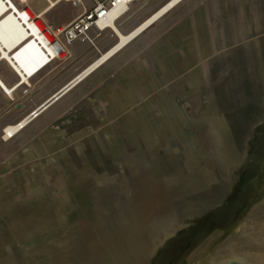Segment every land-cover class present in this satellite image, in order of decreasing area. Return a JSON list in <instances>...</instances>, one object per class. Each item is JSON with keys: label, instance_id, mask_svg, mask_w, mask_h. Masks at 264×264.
Listing matches in <instances>:
<instances>
[{"label": "rangeland", "instance_id": "374dc122", "mask_svg": "<svg viewBox=\"0 0 264 264\" xmlns=\"http://www.w3.org/2000/svg\"><path fill=\"white\" fill-rule=\"evenodd\" d=\"M21 6L45 12L57 25L82 12L68 2L49 10L48 0ZM100 35L47 68L43 99L83 69L72 66L90 47L104 52L117 41L111 29ZM3 67V82H18L5 61ZM1 90L0 264H211L222 250H247L234 244L248 239L242 224L252 213L264 219V157L251 164L264 118V0H183L12 139L4 128L22 111ZM167 98L176 101L174 112ZM158 101L173 115L177 133L172 149L152 133L168 168L161 183L150 180L132 141L123 145L133 164L115 157L108 165L101 152L105 133L127 134L128 120L154 159L138 123L144 104ZM207 144L225 167L205 171L212 159ZM83 155L98 174L111 171L92 200L91 217L65 181L66 170L79 184L93 178ZM243 168L247 176L236 191ZM40 189L53 198L45 202L57 217L52 227L31 232L30 223L44 219L34 213Z\"/></svg>", "mask_w": 264, "mask_h": 264}, {"label": "bare ground", "instance_id": "6f19581e", "mask_svg": "<svg viewBox=\"0 0 264 264\" xmlns=\"http://www.w3.org/2000/svg\"><path fill=\"white\" fill-rule=\"evenodd\" d=\"M182 1L183 0H168L144 22L129 33H123L115 22V19L124 9L116 8L109 12L104 23L108 24L110 29L117 35L116 43L104 52H101L97 47L94 48V55L96 58L85 68L77 72L60 89L45 99L43 103L65 88L64 91L66 90V92L63 96L58 98L57 101H59L89 76L95 73L99 68L107 64L113 57L130 45L138 36L148 30L157 21L167 15ZM29 2L30 0H0V62L5 61L20 78L13 86L6 85L1 77L0 83L2 84L1 86L3 90L12 94L14 93L13 90L16 91L21 84L30 83L33 85L30 78L52 60L42 46V44L45 45V41L37 36L35 29H32V31L28 30L22 19H20V17H22L24 22L26 21L22 16L21 5L23 3L28 4ZM50 9L51 8H49V10ZM94 36L97 37V34ZM37 38H39L41 42L37 41ZM228 70L229 69H226L224 71V76L229 74ZM203 72L206 76L207 72L205 68H203ZM42 104H40V106ZM155 105L159 106L160 113L154 112ZM40 106L36 108L37 117L41 116L52 105L44 111H42ZM166 107L169 108L171 112H174L178 105L174 99L167 98ZM35 119L26 115L20 118L17 122L6 125L4 128L5 139L16 137L21 131L28 128ZM261 120L262 119H259V122ZM139 124L143 126L144 135L149 139V142L156 152V157L154 159H150L147 156L146 151L140 145V135L137 133L136 128L128 123V120L127 127L129 131L127 134L123 131H120L119 133H105L106 145L102 147L101 152L106 158H109V160L108 158L106 159L108 165H110V162L115 157H119L122 162L126 160L130 164H133L132 158L128 155L123 145L126 140L132 141L137 147L144 169L150 180L155 183H161L167 177L168 168L163 156L157 151L153 143L152 133L161 137L166 146L169 149H172L175 140L177 139L174 117L172 114L166 113V109L160 101L154 104L147 103L144 104L143 113L141 114L138 125ZM204 149L205 153L212 155V159L206 164V172H211L213 164L217 167L226 166L224 158L220 156L215 146L207 144ZM78 153L80 154L81 152L78 151ZM67 154L69 153L66 152L63 155ZM63 155L61 154L60 156ZM81 159L82 161L84 160L83 162L93 171V178L84 184H79L71 178V175H69V172L66 170L65 181L68 184L70 194L78 199L83 210L91 217L92 200L97 195L98 191L101 190L100 187L104 186L103 184H105L107 180H110L111 171L98 174L92 169V166L84 155L81 156ZM68 160H70V158H68ZM104 188H107V190L111 189L110 186ZM46 197L47 195L43 189L38 190V202L36 203L34 213L44 219L39 224L30 223L29 227L31 232H36L38 229L40 231V229L43 230L44 228L52 227L53 222L57 217L56 210L49 208V205L45 202ZM47 198L48 201H52L53 199L51 196H48ZM255 215L257 214L252 213L249 218L244 221L241 227L242 235L248 239L246 241L244 240L234 243L236 245H247V250L245 252L222 250L215 255L211 264H229L230 262H236L237 264H264V219L258 220L255 218ZM76 217L77 213H73L72 218ZM187 218L193 219L194 215L191 214Z\"/></svg>", "mask_w": 264, "mask_h": 264}, {"label": "built area", "instance_id": "2783aa9c", "mask_svg": "<svg viewBox=\"0 0 264 264\" xmlns=\"http://www.w3.org/2000/svg\"><path fill=\"white\" fill-rule=\"evenodd\" d=\"M94 5L88 7L84 0H48L49 8H53L59 2H68L73 6L82 7V12L72 21L66 24H55L48 19L45 12L36 13L30 6L21 7L23 23L27 29L32 31L35 29L37 36L45 41L42 46L46 53L50 55L52 62H57L66 59L72 55L75 47L93 43L94 35H100L110 26L104 23V20L109 12L116 8L124 9L115 21L124 15L130 8L133 0H92ZM19 16V15H18ZM37 41L41 42L39 38ZM48 65V64H46ZM45 67V66H44ZM43 67V68H44ZM22 82V81H20ZM33 85L30 83L24 84L22 88H18L14 93H9L4 90L9 100L14 104L16 110H23L26 106V101L32 96ZM36 109L28 114V117L37 118Z\"/></svg>", "mask_w": 264, "mask_h": 264}, {"label": "crops", "instance_id": "0c3cea01", "mask_svg": "<svg viewBox=\"0 0 264 264\" xmlns=\"http://www.w3.org/2000/svg\"><path fill=\"white\" fill-rule=\"evenodd\" d=\"M161 1L162 0H133L130 4L129 10L124 15H122L120 18H118L115 22L117 23V25L119 26V28L122 30L123 33H129L133 29H135L137 26H139L142 22H144L149 16H151L156 10H158L168 0L165 3H162V5H160ZM91 3H92V5H90V6L88 5V7H92L94 5L92 0H91ZM148 30L143 32L137 38H141L143 35H145V33ZM79 47H81V45L77 46L73 49V51L76 48L79 49L76 52L77 54L81 53V50H83V48H79ZM93 47H90L87 50V53H83V55L80 56V59L78 60V62L76 64H74L72 66V68H85L87 66V64H89V60H91V59H89L90 55L95 56L94 55V48H96V47H94V48ZM73 51H72V53H73ZM3 63H4V61L0 62V68H4ZM56 63L57 62H52L51 64L46 65L44 68H42L39 72H37L34 76H32L30 78V80L34 86L33 92H32L33 94L31 96L30 102H27L25 108L23 110H21L22 112L20 115L22 117L30 114L32 111H34L36 108H38L40 106V104H42L44 102L45 99L42 98L43 93H42L41 89L44 85H46L47 82L50 81L49 75L46 73V70H47V68H52V66H54ZM8 68H11V67L9 66ZM1 76L2 75L0 74V77ZM18 81H19V78H18ZM8 86H13V85L10 84ZM23 86H24V84H21L20 88H22ZM0 87L2 89L1 85H0ZM1 91L3 93V97L5 99L9 100V98L5 94L4 90L2 89Z\"/></svg>", "mask_w": 264, "mask_h": 264}, {"label": "flooded vegetation", "instance_id": "af4514ba", "mask_svg": "<svg viewBox=\"0 0 264 264\" xmlns=\"http://www.w3.org/2000/svg\"><path fill=\"white\" fill-rule=\"evenodd\" d=\"M257 127H258L259 131L254 136V146L252 148V152L256 158L255 159L256 161L255 160L252 161L251 162L252 165H258L259 159L264 157V118L260 122H258ZM248 168L250 169L249 166H248ZM243 171H245V168L242 169L241 174L238 178V182H237L238 186L236 188V191H238L242 187V182L246 179L247 174L244 173Z\"/></svg>", "mask_w": 264, "mask_h": 264}, {"label": "water", "instance_id": "95a60500", "mask_svg": "<svg viewBox=\"0 0 264 264\" xmlns=\"http://www.w3.org/2000/svg\"><path fill=\"white\" fill-rule=\"evenodd\" d=\"M0 85H2V84L0 83ZM64 89H62L60 92H58L53 97H51L49 100H47L45 103H43L40 106V108H42V111H44L45 109H47L48 107H50L51 105H53L58 100V98H60L61 96H63L65 94V92H66V90L64 91ZM229 264H237V263L236 262H230Z\"/></svg>", "mask_w": 264, "mask_h": 264}]
</instances>
